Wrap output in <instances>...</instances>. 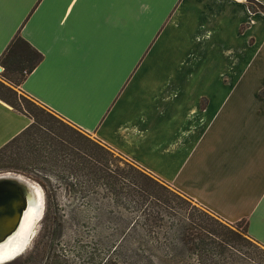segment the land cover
I'll list each match as a JSON object with an SVG mask.
<instances>
[{
	"label": "crops",
	"instance_id": "crops-1",
	"mask_svg": "<svg viewBox=\"0 0 264 264\" xmlns=\"http://www.w3.org/2000/svg\"><path fill=\"white\" fill-rule=\"evenodd\" d=\"M253 1L0 0V57L19 35L42 56L22 94L223 222H247L264 248V0ZM30 124L0 101V148Z\"/></svg>",
	"mask_w": 264,
	"mask_h": 264
},
{
	"label": "trees",
	"instance_id": "trees-1",
	"mask_svg": "<svg viewBox=\"0 0 264 264\" xmlns=\"http://www.w3.org/2000/svg\"><path fill=\"white\" fill-rule=\"evenodd\" d=\"M41 60L19 35L0 57L5 73L0 101L31 120L0 148V169L38 182L47 201L46 219L57 191L49 174L69 195L85 199L95 194L113 208L98 207V218L111 221L117 236L108 246L101 244L113 249L104 264H240L231 251L240 253L250 242L258 245L247 235V222H238L240 229L223 222L26 95L18 96L15 89ZM44 257L30 255L13 264H41Z\"/></svg>",
	"mask_w": 264,
	"mask_h": 264
},
{
	"label": "rangeland",
	"instance_id": "rangeland-1",
	"mask_svg": "<svg viewBox=\"0 0 264 264\" xmlns=\"http://www.w3.org/2000/svg\"><path fill=\"white\" fill-rule=\"evenodd\" d=\"M199 67L201 68V66ZM4 75L5 73L0 71V77ZM213 77L215 85L221 86L222 82L218 74H213ZM227 83V80L223 81L224 85ZM15 90L18 96L21 95L18 88ZM204 103L203 101L202 104ZM6 173L20 175L39 185L37 181L22 172L0 169V175ZM37 174L42 175L41 173ZM47 176L57 190L51 203L53 210L49 212L46 219L47 201L44 190L39 185L44 198L41 220L37 222L26 250L12 263H9L13 264L31 255L39 256V260L45 256L43 262L38 260L41 264H104L110 256L112 257L113 249L109 250L107 247L102 249L101 244L105 242L108 246L117 236L111 221H103L98 218V207L102 204L112 210L113 208L106 201L97 198L95 194H91L85 199L69 195L62 189L63 186L57 185L51 175L47 174ZM233 225L238 229L243 227L242 223ZM250 244V246L245 245L241 248L240 253L233 250L231 252L241 259L240 264H264V248L262 249L259 244L260 247L252 242Z\"/></svg>",
	"mask_w": 264,
	"mask_h": 264
},
{
	"label": "water",
	"instance_id": "water-1",
	"mask_svg": "<svg viewBox=\"0 0 264 264\" xmlns=\"http://www.w3.org/2000/svg\"><path fill=\"white\" fill-rule=\"evenodd\" d=\"M39 195L41 202L37 219H41L44 207L43 191L40 186L17 174L0 175V245L17 231L28 207L38 204ZM14 259L16 258H0V264H7Z\"/></svg>",
	"mask_w": 264,
	"mask_h": 264
},
{
	"label": "bare ground",
	"instance_id": "bare-ground-1",
	"mask_svg": "<svg viewBox=\"0 0 264 264\" xmlns=\"http://www.w3.org/2000/svg\"><path fill=\"white\" fill-rule=\"evenodd\" d=\"M35 188L38 187L35 186ZM37 193L40 194L38 190ZM40 202L41 199L39 195L38 204L28 207L17 231L5 243L0 245V258H17L26 250L34 233L35 226L37 222L41 220L37 219L39 215Z\"/></svg>",
	"mask_w": 264,
	"mask_h": 264
}]
</instances>
